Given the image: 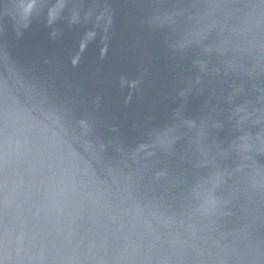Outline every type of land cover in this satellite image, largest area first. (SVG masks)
Listing matches in <instances>:
<instances>
[{
	"label": "clouds",
	"instance_id": "9594fccd",
	"mask_svg": "<svg viewBox=\"0 0 264 264\" xmlns=\"http://www.w3.org/2000/svg\"><path fill=\"white\" fill-rule=\"evenodd\" d=\"M111 7L112 0L11 6L25 30L67 21L105 45L102 52ZM147 7L144 26L161 34L177 65L192 53L199 74L213 60L264 73V0H192L179 21ZM199 74L184 81L181 96ZM140 84L120 81L129 96ZM234 99H226L225 124H211L223 140H209L208 119L177 117L145 145L108 138L99 100L80 89L54 93L56 107L42 119L0 90V264H264V110L233 109Z\"/></svg>",
	"mask_w": 264,
	"mask_h": 264
},
{
	"label": "water",
	"instance_id": "95a60500",
	"mask_svg": "<svg viewBox=\"0 0 264 264\" xmlns=\"http://www.w3.org/2000/svg\"><path fill=\"white\" fill-rule=\"evenodd\" d=\"M191 2L112 0L113 29L107 51L102 52L105 45L98 39L89 42L79 25L67 21L25 30L12 11L15 0H0V90L10 103L42 119L56 107L54 93L80 89L99 100L109 122L106 136L114 141L151 144L155 135L177 124V117L197 125L208 119L209 140H223L225 131L211 124H225L230 94L235 93L233 109L247 104L250 112L264 110V73L228 71L219 60H213L209 72L199 74L192 69V53L177 65L164 50L161 34L147 29L143 21L153 11L147 7L149 3L179 21ZM44 74L47 79L42 78ZM198 74L201 82L181 96L184 81H194ZM122 78L141 79L139 89L129 96V90L120 87ZM215 110L221 114L214 115Z\"/></svg>",
	"mask_w": 264,
	"mask_h": 264
}]
</instances>
